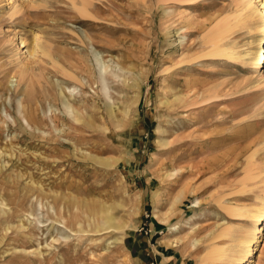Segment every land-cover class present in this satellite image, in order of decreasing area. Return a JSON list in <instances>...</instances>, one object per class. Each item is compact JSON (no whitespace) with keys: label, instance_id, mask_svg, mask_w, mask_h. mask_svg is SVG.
<instances>
[{"label":"rangeland","instance_id":"obj_1","mask_svg":"<svg viewBox=\"0 0 264 264\" xmlns=\"http://www.w3.org/2000/svg\"><path fill=\"white\" fill-rule=\"evenodd\" d=\"M236 1L0 0V264H264V20ZM219 26L238 60L199 57Z\"/></svg>","mask_w":264,"mask_h":264},{"label":"bare ground","instance_id":"obj_2","mask_svg":"<svg viewBox=\"0 0 264 264\" xmlns=\"http://www.w3.org/2000/svg\"><path fill=\"white\" fill-rule=\"evenodd\" d=\"M237 2V1H236ZM259 4H261V6H262V9L260 8H258L257 7V5H255L254 4V2L252 1V0H245V1H241V0H239L238 2H237V8H236V10H235V12H237L238 13V18L240 17V19H238V20H242V21H240V22H238V24H239V26L240 25H248L249 24V26H248V28L250 27V24H251V26H252V22L253 21H255V20H257V21H260L261 19H263L264 20V0H260L259 1ZM242 12H244V14H242ZM260 18V19H259ZM236 24V23H235ZM235 24H232V25H235ZM227 26V25H226ZM229 26V25H228ZM231 26V25H230ZM236 26V25H235ZM227 28L228 27H223V26H219V27H214V28H212L211 29V31L205 36V43L209 46V49L208 50H206L205 52H204V54H201V55H199V57H213V58H217V57H224V58H227V59H229V60H238L239 59V57H241V56H239L240 54H238L237 53V51L235 50V48L232 46V45H229V44H227V42H225L224 41V38H225V36H224V34L226 33V30H227ZM232 28V27H231ZM229 31V30H228ZM223 32V33H222ZM221 33V34H220ZM260 39H263L264 40V33H263V36H262V38H260ZM259 39V40H260ZM227 40V39H226ZM237 48V47H236ZM264 50V49H263ZM35 52V44H33V46H32V50H29L28 51V54L31 56L33 53ZM43 53L45 54V55H49V53L45 50V49H43ZM264 53V51H262V52H260V51H257V50H254V49H249V51H247V53H246V55H247V57L248 56H250V59H248L252 64H254V65H257V64H259L260 63V61H261V59H262V57H263V54ZM106 71V70H105ZM22 76H24L25 75V72L23 71L22 72V74H21ZM68 89V88H67ZM69 90V89H68ZM62 92H64L63 90H61ZM61 92V93H62ZM185 96V95H184ZM178 97V96H177ZM208 98V97H207ZM211 98V97H210ZM210 98H208L209 100H210ZM208 99H206V100H208ZM179 100H181V99H179ZM178 100V101H179ZM209 102V101H208ZM64 107H65V109H66V111L68 112V113H71L72 112V107H71V105L70 104H68L65 100H64ZM109 108H111L110 106H109ZM112 109V108H111ZM110 109V110H111ZM75 118V117H74ZM82 118V117H81ZM83 119V118H82ZM82 119H80L79 117L77 118H75V120H78V121H80V120H82ZM116 127H117V125H116ZM74 149V148H73ZM1 153V152H0ZM96 159V161L97 162H100V163H103V164H113V162L115 161V159L113 160V159H108V158H95ZM117 161V160H116ZM117 164V163H116ZM115 164V165H116ZM106 205V204H105ZM51 207V209H52V205L50 206ZM229 208H233V209H236V210H238V211H243V209H242V207H239V206H237V205H232L231 207H229ZM102 210H100V212H101ZM107 211V212H106ZM106 211H102V212H106L105 213V215H103L104 216V218H103V222H104V224H109V225H107V226H104L103 225V227H101L100 228V224H96V227H98V228H93V230H95V231H101V230H104V228H107V227H110V226H112L111 228H117V227H119V225L118 224H116V225H114L113 226V222H112V220L114 219L110 214H108L109 213V208H108V210L106 209ZM254 214L252 215L253 216V218H256V219H259V218H261V220H264V210L263 209H259V210H254V212H253ZM230 214L231 215H235V213H233V211H230ZM78 218V217H77ZM114 220H116V219H114ZM161 221H166V219L164 218V219H160ZM123 221V220H122ZM115 223V222H114ZM133 226V225H132ZM109 229V228H108ZM172 230H177V226H173L172 228H171ZM262 230V227L261 226H258V232H260ZM243 242H246V243H248L249 242V240L248 239H246L245 241H243ZM245 246H247V244H244L243 245V247H244V249H245ZM247 249H245V253H247V252H250L251 251V249H250V247H246ZM219 252H221V250H218V249H212L211 250V252L210 253H219ZM243 252V253H244ZM243 254H239V255H237L235 258L237 259V263H240V261H241V258L243 257L242 256ZM230 256H232V254L230 255ZM234 257V256H233ZM234 258V259H235ZM250 262H254L252 259H250L249 260V262H247V263H243V264H251Z\"/></svg>","mask_w":264,"mask_h":264},{"label":"crops","instance_id":"obj_3","mask_svg":"<svg viewBox=\"0 0 264 264\" xmlns=\"http://www.w3.org/2000/svg\"><path fill=\"white\" fill-rule=\"evenodd\" d=\"M153 223H151V226H153V227H155L154 226V224L152 225ZM151 229H152V227H151ZM155 230V229H154ZM156 250V253H160V251H158L157 249H155ZM152 257H154V252L152 253V251H151V254H150ZM169 257H171V255H169ZM156 258H157V254H156ZM155 258V259H156Z\"/></svg>","mask_w":264,"mask_h":264}]
</instances>
